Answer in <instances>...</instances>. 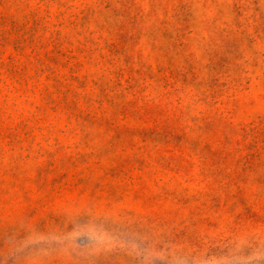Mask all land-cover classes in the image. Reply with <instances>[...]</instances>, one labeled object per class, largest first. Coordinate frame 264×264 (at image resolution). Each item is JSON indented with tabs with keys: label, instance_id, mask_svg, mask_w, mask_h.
Instances as JSON below:
<instances>
[{
	"label": "rangeland",
	"instance_id": "374dc122",
	"mask_svg": "<svg viewBox=\"0 0 264 264\" xmlns=\"http://www.w3.org/2000/svg\"><path fill=\"white\" fill-rule=\"evenodd\" d=\"M0 264H264V0H0Z\"/></svg>",
	"mask_w": 264,
	"mask_h": 264
}]
</instances>
